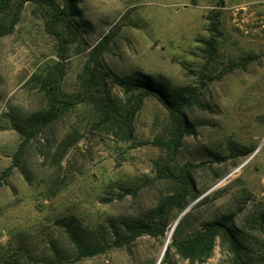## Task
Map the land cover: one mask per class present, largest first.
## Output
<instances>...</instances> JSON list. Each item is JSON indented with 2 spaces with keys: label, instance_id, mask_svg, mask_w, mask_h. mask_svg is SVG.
Masks as SVG:
<instances>
[{
  "label": "rangeland",
  "instance_id": "374dc122",
  "mask_svg": "<svg viewBox=\"0 0 264 264\" xmlns=\"http://www.w3.org/2000/svg\"><path fill=\"white\" fill-rule=\"evenodd\" d=\"M81 7L62 95L79 88L91 50L105 36L98 59L115 96L125 97L115 76L134 70L185 87L202 106L187 109L197 132L183 139L175 163L195 164L200 196L175 212L165 237L141 233L117 244L173 189L154 164L165 152L154 140L167 129L168 112L146 98L133 138L123 141L99 124L94 106L81 104L27 136L30 120L46 108L40 85L27 81L58 60L44 9L27 2L14 30L0 37V264H159L187 212L188 228L233 212L251 264H264V0H81ZM247 148L254 151L242 155ZM71 215L81 239L104 252L78 257L59 221ZM229 258L218 238L201 264ZM165 264L189 263L172 250Z\"/></svg>",
  "mask_w": 264,
  "mask_h": 264
},
{
  "label": "trees",
  "instance_id": "16d2710c",
  "mask_svg": "<svg viewBox=\"0 0 264 264\" xmlns=\"http://www.w3.org/2000/svg\"><path fill=\"white\" fill-rule=\"evenodd\" d=\"M27 2L44 9L45 29L57 41L58 60L49 68L35 73L27 81L29 83L36 80L40 85L46 99V108L30 120L31 124L24 133L29 137L34 136L44 126L79 105L90 104L99 113V124L109 127L118 139L129 141L134 136L135 117L144 100L148 97L156 98L167 110L169 122L165 132L154 140V144L165 151L154 160V164L157 177L170 181L173 189L166 194L162 193L156 205L148 211L147 219L140 221L134 234L125 240L118 238L117 244L122 245L141 233L157 239L165 237L178 217L174 216L175 212L179 215L200 196L192 173L195 164L175 163L183 139L197 132V123L190 118L187 109L193 104L202 106L200 100L188 94L185 87L173 86L162 75L142 70L115 76V81L123 88L125 97L115 96L111 92L108 78L100 69L98 59L110 36H105L101 43L92 48L89 61L79 75V88L76 92L62 95L61 85L68 72L69 49L81 34L77 24L84 18L81 0H0V37L14 30ZM209 44L211 46L212 39ZM22 151L20 146L15 152L14 165L20 161ZM253 151L247 148L242 155H249ZM12 165L3 171L2 177L8 176ZM190 215L187 212L178 220L172 233V241L159 264L168 262L172 250L189 264H201L213 254L218 238L227 246L230 254L229 261L225 264H251L246 253L249 246L234 224L233 212L202 220L195 227L188 228ZM59 221L74 242L79 258L95 256L106 250V246L87 244L81 239L76 230L74 215Z\"/></svg>",
  "mask_w": 264,
  "mask_h": 264
},
{
  "label": "water",
  "instance_id": "95a60500",
  "mask_svg": "<svg viewBox=\"0 0 264 264\" xmlns=\"http://www.w3.org/2000/svg\"><path fill=\"white\" fill-rule=\"evenodd\" d=\"M167 246H168V242H166V244H165L164 251L167 249Z\"/></svg>",
  "mask_w": 264,
  "mask_h": 264
}]
</instances>
